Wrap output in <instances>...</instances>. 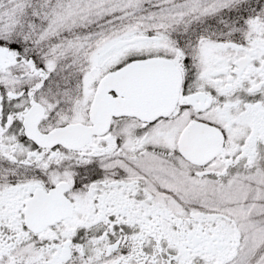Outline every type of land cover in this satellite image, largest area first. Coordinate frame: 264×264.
<instances>
[{"label": "snow or ice", "instance_id": "1", "mask_svg": "<svg viewBox=\"0 0 264 264\" xmlns=\"http://www.w3.org/2000/svg\"><path fill=\"white\" fill-rule=\"evenodd\" d=\"M0 264H264V0H0Z\"/></svg>", "mask_w": 264, "mask_h": 264}]
</instances>
